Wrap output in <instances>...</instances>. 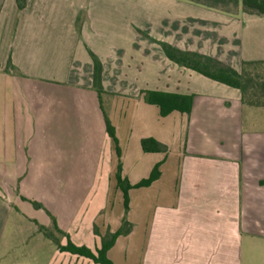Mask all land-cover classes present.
<instances>
[{
	"label": "crops",
	"instance_id": "crops-1",
	"mask_svg": "<svg viewBox=\"0 0 264 264\" xmlns=\"http://www.w3.org/2000/svg\"><path fill=\"white\" fill-rule=\"evenodd\" d=\"M132 3L98 0L91 12L94 0H27L11 33L16 0H7L0 15L1 264L14 243L8 229L22 216L28 241L37 239L27 264L83 258L41 230L55 225L65 233H54L61 246L70 240L96 253L99 236L123 226L125 206L116 217L110 210L119 192L124 205L119 165L132 186L159 164L160 177L130 190L133 229L108 252L114 264H242L245 247L264 254V107L171 62L161 47L241 72L245 62H264V17L183 0H139L132 16ZM82 9L89 10L84 19ZM90 52L103 64L102 99ZM146 92L193 96L191 112L163 117ZM144 139L168 152L145 153Z\"/></svg>",
	"mask_w": 264,
	"mask_h": 264
},
{
	"label": "trees",
	"instance_id": "trees-1",
	"mask_svg": "<svg viewBox=\"0 0 264 264\" xmlns=\"http://www.w3.org/2000/svg\"><path fill=\"white\" fill-rule=\"evenodd\" d=\"M3 1L0 0V15L2 12ZM192 4L205 7L207 9L220 11L232 16H237L241 10L248 11L253 14H257L264 17V0H184ZM18 9L20 11L26 8V0H16ZM161 47L167 56V58L182 67L195 71L211 80L225 84L229 87L238 89L242 93L243 101L245 104L257 107H264V84L261 83L253 70L256 67L262 65L264 62H245L241 72L236 71L231 66L205 55H201L193 52H185L172 45L162 43ZM93 61V89L98 93L100 99L105 93L103 86V64L100 59L92 52H90ZM8 70L14 69L11 59L8 61ZM145 100L151 105H157L161 110L163 117L168 116L174 111L189 114L191 112L193 104V96H184L180 94L165 93V92H146ZM106 130L109 136L115 141L117 146V153L120 156V148L118 139L116 137L115 128L113 127L108 115L104 112ZM142 148L145 153H167L168 147L161 144L154 139L142 140ZM160 164L157 165L152 171L150 177L132 186L126 179L122 177V167L119 165L117 173L118 187L121 189L124 195L125 206V218L123 226L115 233L108 232L105 237L102 238L101 248L94 253L90 248L86 246H77L70 240L66 246H61L58 240L55 239V232L65 235L60 231L57 225L54 226V231H50L45 228L41 230L47 237L52 239L58 248L63 252H68L73 255H77L83 258H87L93 261L95 264H114L108 258V252L115 246L117 240L121 236H128L133 229L127 219L129 211L130 197L129 192L132 189L149 187L160 177ZM36 207H41L38 204H34ZM95 233L98 235V231L95 229Z\"/></svg>",
	"mask_w": 264,
	"mask_h": 264
},
{
	"label": "rangeland",
	"instance_id": "rangeland-1",
	"mask_svg": "<svg viewBox=\"0 0 264 264\" xmlns=\"http://www.w3.org/2000/svg\"><path fill=\"white\" fill-rule=\"evenodd\" d=\"M63 1L65 2V0H55V3H60V5L63 4ZM73 3H77L80 0H70ZM98 0H94V7L91 8V12H94L96 9H99V4H96ZM132 16H135L136 14L134 12H138L139 10V0H132ZM184 1V0H183ZM7 3V0L3 1V6H2V10L4 8H6L7 10V6L5 5ZM6 6V7H5ZM26 6H27V0H26ZM76 6V5H75ZM8 13L12 16V20H13V29L11 30V33H13L17 27V24L19 22V17L21 15V11L18 9L17 3L15 5V9L12 10L8 9ZM23 11V10H22ZM79 18H86L88 15L89 10L87 9H82L79 10ZM244 13H250L248 11L245 10H241ZM78 24V23H77ZM254 74L256 75L257 79L264 84V66L260 65L258 67H256V69L253 70ZM114 195V194H113ZM122 194L121 192H119L118 196H113V199L111 200L112 202V206H111V212L115 215L114 217L118 216L121 212L123 213L124 211V205L122 203V198H121ZM13 217V216H12ZM11 217V219H12ZM10 219V220H11ZM12 221V220H11ZM28 219L27 217H21L19 219V223L17 224V227H13V229L11 230L10 227L8 229L10 236L12 235L13 239H14V243H12V247H11V251L10 254L5 257L4 259V263L3 264H27L28 263V256H29V252H30V245L31 243H33L34 241H37V239L32 238L31 241H28L27 236H29V232L27 230V227L29 226L28 224ZM8 232H5V240L6 237H8ZM57 237H60V235L58 233H56ZM107 235V234H106ZM104 236H99L100 237V242L102 243V238L105 237ZM61 240H63V238H60ZM99 242V244H101ZM80 262L77 264H95L93 261L87 259V258H80ZM59 264L60 260L56 259L55 260V264ZM1 264V263H0ZM65 264V263H64ZM72 264H76L75 261ZM242 264H264V254L261 252V250H252V249H246L244 250V255H243V261Z\"/></svg>",
	"mask_w": 264,
	"mask_h": 264
}]
</instances>
